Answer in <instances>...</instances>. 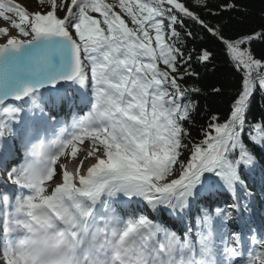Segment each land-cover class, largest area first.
Segmentation results:
<instances>
[{
	"label": "snow or ice",
	"instance_id": "1",
	"mask_svg": "<svg viewBox=\"0 0 264 264\" xmlns=\"http://www.w3.org/2000/svg\"><path fill=\"white\" fill-rule=\"evenodd\" d=\"M38 3L0 0L19 33L0 28V264H264V121L248 119L264 28L226 38L182 0ZM186 20L241 76L198 142L186 81L212 53Z\"/></svg>",
	"mask_w": 264,
	"mask_h": 264
},
{
	"label": "trees",
	"instance_id": "2",
	"mask_svg": "<svg viewBox=\"0 0 264 264\" xmlns=\"http://www.w3.org/2000/svg\"><path fill=\"white\" fill-rule=\"evenodd\" d=\"M182 2L197 12L210 27L219 25L226 38H237L264 28V0H207L206 8L193 7V0ZM233 2L244 10H222L223 6ZM185 23L195 36L194 41L188 40L187 46L197 50L206 48L212 53L207 66L194 65L195 70L200 73L199 79L188 78L186 81L189 86L202 89V93L195 97L199 100V110L195 126L191 129L192 138L198 142L203 139L201 129L207 128L213 115L218 116L221 122L227 118L233 97L239 91L241 76L232 67L225 54V46L219 39L189 20ZM251 49L257 58L264 57V41H253ZM213 88H220L221 94H214ZM248 119L253 122L264 121V94L259 91L252 99ZM253 190H258V183ZM258 204L261 207V203Z\"/></svg>",
	"mask_w": 264,
	"mask_h": 264
},
{
	"label": "bare ground",
	"instance_id": "3",
	"mask_svg": "<svg viewBox=\"0 0 264 264\" xmlns=\"http://www.w3.org/2000/svg\"><path fill=\"white\" fill-rule=\"evenodd\" d=\"M13 2L20 4V5L24 6L25 8H26V6L28 4H30L29 0H13ZM8 15L11 16L13 19H17L18 20V17H16L14 14L8 13ZM5 27H7L9 29V34L11 36H18L19 35L18 30L11 27V22L10 21H5L3 18H0V28H5ZM6 40H7V37L0 36V44L5 43ZM67 119L70 120V117H67Z\"/></svg>",
	"mask_w": 264,
	"mask_h": 264
},
{
	"label": "rangeland",
	"instance_id": "4",
	"mask_svg": "<svg viewBox=\"0 0 264 264\" xmlns=\"http://www.w3.org/2000/svg\"><path fill=\"white\" fill-rule=\"evenodd\" d=\"M30 1V4H28L26 6V9L30 12V13H34V12H37V11H40V12H45L47 10H49V6L47 4H44L43 6H41L39 3H38V0H29ZM59 15H63L62 12L59 13ZM259 187V185H258Z\"/></svg>",
	"mask_w": 264,
	"mask_h": 264
}]
</instances>
